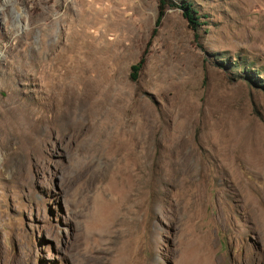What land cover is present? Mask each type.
I'll list each match as a JSON object with an SVG mask.
<instances>
[{
	"label": "rangeland",
	"instance_id": "1",
	"mask_svg": "<svg viewBox=\"0 0 264 264\" xmlns=\"http://www.w3.org/2000/svg\"><path fill=\"white\" fill-rule=\"evenodd\" d=\"M185 1L0 0V264H264V0Z\"/></svg>",
	"mask_w": 264,
	"mask_h": 264
},
{
	"label": "trees",
	"instance_id": "2",
	"mask_svg": "<svg viewBox=\"0 0 264 264\" xmlns=\"http://www.w3.org/2000/svg\"><path fill=\"white\" fill-rule=\"evenodd\" d=\"M158 2H159V13L156 20V27L154 28V33L157 31V27L160 25L161 20L165 15L168 6L180 8L185 18H187L189 25L193 28L195 32H197L198 26L200 25L199 24L200 16L199 13L194 8L193 3L191 1L182 0L181 2L174 3L171 2V0H158ZM146 61H147V54L146 52H144L141 55L140 59L135 64L132 65L131 77L133 79H137L138 74L140 73V71H142V69L146 64Z\"/></svg>",
	"mask_w": 264,
	"mask_h": 264
},
{
	"label": "bare ground",
	"instance_id": "3",
	"mask_svg": "<svg viewBox=\"0 0 264 264\" xmlns=\"http://www.w3.org/2000/svg\"><path fill=\"white\" fill-rule=\"evenodd\" d=\"M62 102V101H61ZM61 102H59V103H61Z\"/></svg>",
	"mask_w": 264,
	"mask_h": 264
}]
</instances>
